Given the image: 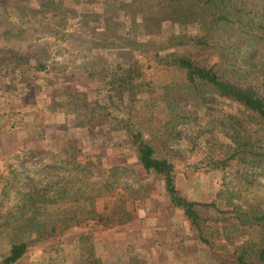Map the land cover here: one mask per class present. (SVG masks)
I'll list each match as a JSON object with an SVG mask.
<instances>
[{
    "label": "rangeland",
    "instance_id": "obj_1",
    "mask_svg": "<svg viewBox=\"0 0 264 264\" xmlns=\"http://www.w3.org/2000/svg\"><path fill=\"white\" fill-rule=\"evenodd\" d=\"M190 9L186 0H0V177L12 164L25 181H50L54 189L63 184L72 194L81 186L90 193L105 188L108 179L115 182L105 202L94 204L85 217L72 196L62 200L58 210L71 223L84 222L32 246L22 264L233 260L245 240L239 234L234 244L225 239L235 223L233 206L255 207L264 195L260 187L247 191L243 166L229 159L233 138L245 134L264 145V128L236 102L217 98L208 88L196 91L181 70L162 62L175 53L217 70L228 68L220 44L199 49L169 43L204 33L201 15ZM247 57L251 63L252 54ZM128 67L136 70V97L115 98L111 105L103 88L112 74ZM171 104L193 117L176 127L174 137L167 129ZM126 123L174 165L180 195L204 205L197 208L205 220L199 230L172 205L163 181L140 166ZM26 151L45 154L35 161L17 157ZM2 191L0 182L4 229L7 214L18 213L20 191L6 199ZM122 211L130 216L127 222L118 215ZM97 212L111 222L101 223ZM7 246V238L0 239V264Z\"/></svg>",
    "mask_w": 264,
    "mask_h": 264
},
{
    "label": "trees",
    "instance_id": "obj_2",
    "mask_svg": "<svg viewBox=\"0 0 264 264\" xmlns=\"http://www.w3.org/2000/svg\"><path fill=\"white\" fill-rule=\"evenodd\" d=\"M186 1L191 5V13L197 12L201 15L198 24L204 33L173 37L169 43L172 46L199 49H212L216 44H220L227 52L226 55L224 53V58L226 57L225 61L229 66L227 69L217 70L215 66L207 67L191 57H181L175 53L169 54L162 62L166 67L181 70L185 74L186 83L196 91L208 88L217 98L236 102L246 112L254 115L264 128V57L260 56L261 50L264 49V0ZM251 54L252 60L249 63L247 56ZM14 68L18 70L19 65L14 64ZM132 68H124L112 74L111 79L105 84L104 96L111 105H114L115 98L123 100L125 96H129L133 102L136 97V87L133 84L136 70ZM203 99L206 101L204 97ZM181 109L174 104L167 107L171 117L168 122V126L169 124L171 126L167 129L171 137L176 134L175 129L178 125H187L193 118L183 115ZM131 127L126 123L128 142L136 154L138 163L145 172L153 173L163 181L172 205L181 209L192 226L199 230L201 222L205 220L197 208L204 205L188 201L180 195L176 187L174 165L166 158L157 156L155 148L143 140L140 131H134ZM233 142L234 149L229 159H238L243 166L241 174L245 175L247 191L252 192L255 187L264 188V183L257 181L261 178L264 182V145L257 140L254 141L252 137H245V134L241 137L238 133L235 134ZM26 152L17 157L22 161L27 158L35 161L40 155L45 154L38 151ZM226 164L227 162H220L219 166L222 168L227 166ZM15 168L10 164L9 174L0 177L5 199L12 190L20 191L18 213L7 214L8 228L2 229L0 226V239L5 237L8 240V250L1 264H22L32 246L84 222L71 223L65 217L67 214L57 208L62 200L72 196L85 217L94 204L100 200L105 202L106 193L115 189L114 180L110 183L111 179H108L103 185L105 188L92 189L90 193H86L84 186H81L72 194L63 184L54 189L50 181H36L33 184L30 180L25 181L22 177L24 172ZM113 175L112 172L109 178L114 177ZM261 199L262 201L255 207H249L248 203L233 206L235 223L230 225L225 239L228 243L234 244L232 238L239 234L244 236L245 240L236 246L231 262L220 264H264V195ZM213 207L216 208L215 204ZM216 211L224 213L220 209ZM119 213L124 222L129 220L128 212ZM97 215L101 223L105 221L110 223L112 220L110 217L105 219L104 213L97 212ZM4 224L6 222L0 223ZM93 264L100 263L95 260Z\"/></svg>",
    "mask_w": 264,
    "mask_h": 264
}]
</instances>
